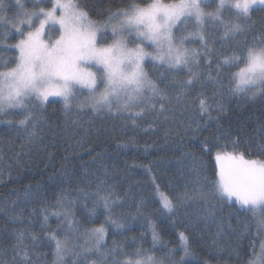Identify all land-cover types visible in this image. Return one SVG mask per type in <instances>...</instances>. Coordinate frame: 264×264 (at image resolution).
Wrapping results in <instances>:
<instances>
[{
	"label": "snow or ice",
	"instance_id": "1",
	"mask_svg": "<svg viewBox=\"0 0 264 264\" xmlns=\"http://www.w3.org/2000/svg\"><path fill=\"white\" fill-rule=\"evenodd\" d=\"M8 7L0 0V47L15 50L9 61L0 60V116L13 118L0 123L17 125L28 143L42 140L39 133L48 125L45 106L56 102L49 98H59L67 114L81 90H87V95L76 104L80 110L87 107L93 114H128L133 124L148 112L167 119L173 101L184 105L190 97L201 118H211L212 104L204 91L209 83L226 87L233 96H264V18L258 32L253 20L254 12L264 13V0H125L114 10L107 9L103 19H93L83 0H34L30 9L27 0H15L16 11L11 16ZM12 33L19 39L8 44ZM148 63L154 69L151 75ZM225 139V144L219 138L216 144L207 139L201 143L206 155L216 149L217 179L211 188L229 202L235 198L242 209L264 212V158H250V152L238 150V139ZM229 144L231 151L226 150ZM259 150L264 154V144ZM109 188L98 187L90 209L83 205L85 221L76 218L74 202L63 194L54 205L41 207L40 228L53 245L52 264H191L187 258L195 253L190 233H178L183 255L173 259L177 249L167 246L157 223L140 211L143 198L136 214L147 223L151 248L139 244L128 250L115 239L109 246V228L116 230L114 236L123 234L128 222L127 215L115 214L121 197ZM155 191L161 205L156 212L164 220L175 216L191 199L206 200L199 188L174 197L161 192L159 185ZM50 207L59 210L50 213ZM101 207L104 219L96 225ZM204 211L201 219L214 220L213 206ZM50 215L58 221L55 229L49 225ZM12 220L23 223L21 216ZM86 223L92 226L86 227ZM258 226L264 227V219ZM14 238L10 259L0 251V264H36L32 251L42 242L39 234L18 229ZM29 239L31 245L26 243ZM158 246L166 250V257L154 254ZM250 247L252 258L245 264H264V243L259 255L255 245Z\"/></svg>",
	"mask_w": 264,
	"mask_h": 264
},
{
	"label": "trees",
	"instance_id": "2",
	"mask_svg": "<svg viewBox=\"0 0 264 264\" xmlns=\"http://www.w3.org/2000/svg\"><path fill=\"white\" fill-rule=\"evenodd\" d=\"M33 2L27 0L29 9ZM124 2L83 0L93 19H103L107 9L114 10ZM5 3L9 5L7 14L11 16L16 11L15 0H5ZM262 18L264 13H253L256 32ZM17 39L19 37L12 33L6 43H15ZM14 55V49L0 47V60L9 61ZM146 69L150 75L154 71L150 63L146 64ZM204 91L212 104L211 118L208 115L201 118L191 97L184 105L173 101L171 110L166 113L167 119L148 112L136 118L135 124L128 114H93L87 107L80 110L76 107L80 102L77 100L65 114L63 102L55 100L45 106L48 125L42 126L43 131L39 133L42 140L28 143L26 134L17 125L0 123V251L7 253L5 258L10 259L12 255L15 231L28 229L39 234L42 241L32 251L33 261L52 264L53 245L47 242L46 232L40 228L41 207L54 205L63 194L65 199L74 202L76 218L85 221L87 213L83 205L90 209L98 187L109 186V190L121 197L115 214L128 216L123 234L114 236L116 230L109 228L106 241L109 246L115 239L128 250L139 244L151 248L147 223L136 214L143 198L140 211L157 223L167 246L177 249L175 260L183 255L178 247L181 231L190 233L195 253L194 257L187 258L191 264H245L252 258L250 245H255L259 255L260 245L264 243V231L258 226L260 216L215 194L211 182L217 179L213 158L216 149L213 148L211 156L206 155L201 143L207 139L216 144L219 138V143L225 144V138L238 139L239 151L250 152V158H264L259 150L264 144V96L252 98L243 93L233 96L226 87L220 89L210 83ZM195 94L193 90L191 95ZM12 118L0 116V120ZM125 144L130 146L124 147ZM226 150L231 151L232 146L229 144ZM153 178L160 191L170 197L199 188L203 189L206 200L191 199L175 216L164 220L156 212L161 205ZM208 205L213 206L215 216L214 220L205 221L201 217L206 215L204 209ZM58 210L50 207L49 212ZM100 213H103L102 207L98 209L96 225L104 219ZM13 216H21L23 223L14 222ZM57 223L56 217L50 215V227L55 229ZM85 226L92 225L86 223ZM218 232L221 235L217 238ZM141 233L145 234L143 241L139 240ZM26 243L31 245V240ZM154 254L160 258L167 256L160 246Z\"/></svg>",
	"mask_w": 264,
	"mask_h": 264
},
{
	"label": "rangeland",
	"instance_id": "3",
	"mask_svg": "<svg viewBox=\"0 0 264 264\" xmlns=\"http://www.w3.org/2000/svg\"><path fill=\"white\" fill-rule=\"evenodd\" d=\"M149 50H151V49H149ZM86 95H87V90H81L80 92L77 93V96H78L77 101H83L85 99ZM49 99L50 100H60L59 98H53V97H50ZM233 201H235V198H233ZM254 212L260 216V221H261V219H264V212H261L259 210H255ZM262 231H264V227H262Z\"/></svg>",
	"mask_w": 264,
	"mask_h": 264
}]
</instances>
